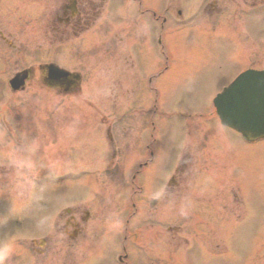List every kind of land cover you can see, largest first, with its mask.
Returning a JSON list of instances; mask_svg holds the SVG:
<instances>
[{"label":"rangeland","instance_id":"1","mask_svg":"<svg viewBox=\"0 0 264 264\" xmlns=\"http://www.w3.org/2000/svg\"><path fill=\"white\" fill-rule=\"evenodd\" d=\"M141 1V7L150 10L143 16L130 0H106L105 22L101 23L99 30L95 27L76 40H59L62 41L59 45L67 44V47L51 51L44 49L41 56H34L38 63L55 62L79 72L82 75L80 93L59 95L54 99L44 86L33 80L23 93L14 94L11 99L1 94L0 119L7 118L14 126L20 127L17 128L20 129L18 138L23 140L21 153L35 156V162L31 167L15 162L20 165L19 170L7 181L12 187L0 189V251L5 246L9 249L6 257H0V264H33L26 256L27 241L51 228L60 201H66L63 206L83 204L94 210H97L94 207H103L106 217L120 215V209L125 208L123 203L126 200L131 203L133 194L128 189V181L137 162L135 147L145 141V135L133 128V124H142L144 117L135 118L131 108H143L140 106L143 99L150 97L142 75H137L140 82L135 85V78L130 80L128 74L127 62L132 45L139 37L142 45L137 47L143 55L145 67L150 60L151 67L156 60H161L159 41L164 47L168 42L177 60L165 77L160 75L153 79L156 87L163 81L160 110L153 113L155 156L142 179L136 181L137 185L148 190L138 198L146 199L151 194L149 190L165 182V169L174 166L175 159L181 155L180 147L188 140H196L199 131L203 130L201 137L209 142L208 156L222 169L219 173L221 184L227 183L228 174L232 173L233 181L237 176L239 183L247 185L249 193L256 194L255 210L250 213L254 226L248 227L244 235L242 230L238 235L236 227H230L231 239L226 237L225 240H231L228 245L231 254L224 258V263L246 264L244 255L247 249L254 252L259 242L264 241V220L257 211L264 208V188L257 189L264 185V153L258 145L248 147V153H243L238 135L219 124L213 108V99L221 89L247 70L250 63L258 59L264 65V13L256 11L253 17L236 19L235 12L234 25L205 30L183 26L178 31L169 29V33H174H167L166 37L165 26L161 33L162 20H155L151 12L165 17V1L168 0ZM170 1L174 3V0ZM182 1L186 0L178 2L189 11L190 6H185L186 2ZM8 2L18 17L15 8L19 9V5L13 7L15 0ZM235 2L234 8L243 7L241 0ZM115 12L121 15L118 13L114 19ZM19 22L17 20L15 26H19ZM13 29L15 31L12 28L9 31L17 33L16 28ZM85 38L91 39L89 45L92 46L81 44L78 50H74L75 45L85 42ZM29 60L25 54L20 59L22 62ZM18 66L20 69L26 67L25 63H18ZM158 66L160 69L163 63ZM134 86L139 90L137 98L132 96ZM50 124L57 126L59 141L49 135ZM109 127L117 141L116 158L104 141L105 130ZM33 130L39 134L28 136ZM72 136L84 137L77 143ZM56 141L62 146L58 152L53 150ZM9 146V154L20 150L14 148L11 138ZM71 171H82L83 175L76 176L77 173ZM129 211L130 205L124 218H129ZM99 215V212L93 214L95 217ZM186 223L175 220L168 225L183 229ZM189 238L193 241V237Z\"/></svg>","mask_w":264,"mask_h":264},{"label":"flooded vegetation","instance_id":"2","mask_svg":"<svg viewBox=\"0 0 264 264\" xmlns=\"http://www.w3.org/2000/svg\"><path fill=\"white\" fill-rule=\"evenodd\" d=\"M182 2H186L185 6H190L187 8L189 11H186L187 19H191V12L194 16H203L199 20L198 24H202L199 28L233 25L232 6L235 0ZM241 2L247 7L264 6V0ZM102 3L103 0H16L15 4L19 5L17 20L20 22L19 26H15V19L10 18L12 8L8 0H0V91L4 87L5 75L10 74L9 62L15 57H21L26 44L32 41L28 33H33L37 38L43 37L44 41L49 43L78 35L98 19ZM181 6L178 2L176 7H170L167 11L171 15L176 12L183 19ZM206 17L209 18L204 19ZM9 28H16L17 33L9 31ZM261 65L263 64L259 61L252 62L248 69L264 70V65ZM16 72H13V75ZM133 74L137 75V72ZM29 75H38L39 80V75H47V72L30 71ZM149 127L151 128L149 121L145 119L139 125L140 132L145 131V141H141L136 152L139 157L152 155V133ZM53 128L56 134V126ZM226 139L230 144L233 143L228 136ZM239 144L243 153H248V147L257 145L264 153V138L252 143L242 140ZM192 145L193 152L180 158L174 172L170 175L165 172V186L152 189L146 199L139 198L137 201H134L133 196L141 197L143 191L139 186L135 187L136 191L133 188L131 217L124 224L120 215L111 220L100 208L87 210L83 205L74 209H61L50 234V262L225 264L224 258L231 254V249L228 248L231 240H225L226 237L231 239L230 227L235 226L236 234L240 235L242 230L244 235L248 227L254 226L250 213L255 210L256 194L249 193L247 185L239 183L237 176L233 181L232 173L228 174L229 181L221 184L219 173L222 169L208 156L209 142L204 137L199 135ZM147 164V159L139 164V169L134 171L132 179L141 176ZM8 170L4 162L0 171L7 174ZM263 188L264 185H260L257 189ZM123 204V212H126L127 202ZM257 211L260 219L264 220V208ZM93 212H99L100 215L95 217ZM175 220L187 221L190 224L189 227L185 226L188 227V232L181 226L168 225L170 221ZM189 237H193V247H188L191 245ZM86 249L91 252L87 253L88 255L81 254L80 250ZM46 251L47 249H44V254ZM244 257L247 259L246 264H264V241L259 242L254 252L247 249Z\"/></svg>","mask_w":264,"mask_h":264},{"label":"water","instance_id":"3","mask_svg":"<svg viewBox=\"0 0 264 264\" xmlns=\"http://www.w3.org/2000/svg\"><path fill=\"white\" fill-rule=\"evenodd\" d=\"M254 81H259L261 83L259 84H253L252 83ZM250 88H257L259 87H264V75H246L243 77H240L239 80L231 87L229 88L228 91L225 95H223V103L227 104V102L231 105H234L235 102V98L239 99V102L241 104V106L245 103V100H248L247 98L242 99L240 97V95L242 93H244V87L245 84H249ZM253 94L252 92H250L249 97H252ZM233 98V99H231ZM251 103V101H250ZM219 109V113L221 115L222 120L225 123H231L233 124L236 128L242 130V128L246 125L245 120H247L246 117V112L251 111V113H253V116H255L254 114H257V112L259 113V111L257 110V106H253L251 108H249V110H238V109H232V108H226V107H222V108H218ZM264 114V111H263ZM250 116V120H254L255 117ZM260 116H258V121L260 120ZM257 120V117H256ZM236 122V123H235ZM255 124V123H254Z\"/></svg>","mask_w":264,"mask_h":264},{"label":"clouds","instance_id":"4","mask_svg":"<svg viewBox=\"0 0 264 264\" xmlns=\"http://www.w3.org/2000/svg\"><path fill=\"white\" fill-rule=\"evenodd\" d=\"M9 249L7 246L3 248L2 251H0V257H6L8 255Z\"/></svg>","mask_w":264,"mask_h":264}]
</instances>
